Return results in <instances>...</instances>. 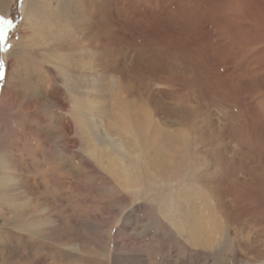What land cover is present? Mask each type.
<instances>
[{"label":"rangeland","instance_id":"374dc122","mask_svg":"<svg viewBox=\"0 0 264 264\" xmlns=\"http://www.w3.org/2000/svg\"><path fill=\"white\" fill-rule=\"evenodd\" d=\"M41 1L0 0V264H264V0Z\"/></svg>","mask_w":264,"mask_h":264},{"label":"bare ground","instance_id":"6f19581e","mask_svg":"<svg viewBox=\"0 0 264 264\" xmlns=\"http://www.w3.org/2000/svg\"><path fill=\"white\" fill-rule=\"evenodd\" d=\"M60 1L61 0H58L57 2H59V5L63 6V3L60 2ZM64 4L66 5V3H64ZM49 5L50 4H46L45 1H41V0H25V5H24V8H23V16H22L23 18L21 20L22 23H25V21H27L28 19L36 21V20H39L40 18H44V13L47 10V6H49ZM6 11H7V6H6V9H3L0 6V17H1L2 14L4 15L6 13ZM12 42H13V44L15 43V41H12ZM12 75H13V73H12ZM13 76L15 77V79H19L18 75L16 74V72H15V74ZM7 89H8V86H6L5 89L3 88L0 91V98H1L0 114L4 113L5 111L8 112V109L6 108V101H7L6 91H7ZM16 229L20 230L21 228L20 227H16ZM10 232H13V231H10Z\"/></svg>","mask_w":264,"mask_h":264},{"label":"flooded vegetation","instance_id":"af4514ba","mask_svg":"<svg viewBox=\"0 0 264 264\" xmlns=\"http://www.w3.org/2000/svg\"><path fill=\"white\" fill-rule=\"evenodd\" d=\"M3 23L4 24L2 25V27L0 29V34H1V36H6L7 32H8L7 30L9 28V19L6 18Z\"/></svg>","mask_w":264,"mask_h":264},{"label":"snow or ice","instance_id":"6c2138e0","mask_svg":"<svg viewBox=\"0 0 264 264\" xmlns=\"http://www.w3.org/2000/svg\"><path fill=\"white\" fill-rule=\"evenodd\" d=\"M21 2H22V0H21ZM4 50H7V47H5ZM3 68H4V62H3V61H0V75L3 74V73H2Z\"/></svg>","mask_w":264,"mask_h":264}]
</instances>
